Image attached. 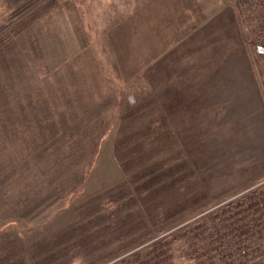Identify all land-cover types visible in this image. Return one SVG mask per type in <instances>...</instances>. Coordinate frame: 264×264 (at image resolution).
<instances>
[{
  "label": "rangeland",
  "instance_id": "rangeland-1",
  "mask_svg": "<svg viewBox=\"0 0 264 264\" xmlns=\"http://www.w3.org/2000/svg\"><path fill=\"white\" fill-rule=\"evenodd\" d=\"M260 15L254 0H0V264H205L228 224L210 211L238 213L264 175L211 194L238 174L237 135L169 81L241 60L264 84ZM238 237L220 262H238Z\"/></svg>",
  "mask_w": 264,
  "mask_h": 264
},
{
  "label": "crops",
  "instance_id": "crops-1",
  "mask_svg": "<svg viewBox=\"0 0 264 264\" xmlns=\"http://www.w3.org/2000/svg\"><path fill=\"white\" fill-rule=\"evenodd\" d=\"M227 67V66H226ZM233 67V66H232ZM244 61H238V66L223 76L200 77L197 81H189V77H173L170 79L169 99L177 94V88L172 90L171 84H185L178 87L180 94H185L183 101L189 95L188 84H196L197 98H194L192 105L200 109L208 110L210 116L216 115L217 123L214 127L210 123V130H216L219 134L227 136L233 132L237 135L238 143V174L223 178L214 184V187L207 185L211 194L222 195L238 189H245L248 185L264 175V158L252 163L248 150L264 146V137L257 134V130L264 128V84L263 77L258 76ZM228 68V67H227ZM258 71V67H257ZM187 80V81H184ZM192 80V79H191ZM187 84V85H186ZM182 101V100H181ZM179 101V102H181ZM224 107V109H221ZM228 139V138H227ZM262 164L261 167L258 165ZM237 174V175H236ZM241 193V192H240Z\"/></svg>",
  "mask_w": 264,
  "mask_h": 264
},
{
  "label": "built area",
  "instance_id": "built-area-1",
  "mask_svg": "<svg viewBox=\"0 0 264 264\" xmlns=\"http://www.w3.org/2000/svg\"><path fill=\"white\" fill-rule=\"evenodd\" d=\"M249 192H253L254 196L250 199L251 203H238V213L237 207H233L232 202L228 204L231 206L228 208L226 207L228 206L227 203L219 206V208L221 206L225 207V212L221 213L220 215L224 216L225 221L228 223H225L222 227L225 229V231H228L230 218L234 215V213L237 214L236 218H234V223H236V233L238 232V236H240L238 239H240L241 244L238 249V262H232V264H264V179L259 180L252 188L240 193L238 197L247 193L249 194ZM219 208L216 207L210 211L212 216L216 215V212L219 211ZM238 229L241 230L238 231ZM236 233L227 236L223 241L220 242H230L233 244L236 238ZM212 241H216V239H213ZM231 248L232 245L226 252L213 250L211 252L212 258H214V251H216V256L214 258L216 263L214 264H228L222 261L220 262V258L223 254L229 252ZM235 254L237 253H233L231 257V254H226V260H231ZM207 260L208 261H205V264H211L209 262V258Z\"/></svg>",
  "mask_w": 264,
  "mask_h": 264
},
{
  "label": "trees",
  "instance_id": "trees-1",
  "mask_svg": "<svg viewBox=\"0 0 264 264\" xmlns=\"http://www.w3.org/2000/svg\"><path fill=\"white\" fill-rule=\"evenodd\" d=\"M254 1L257 3L258 12L261 14L260 15L261 26L258 30H252L251 31V35H252L251 44H252V47L254 49V52L256 53V58L258 59V63L263 64L264 63V0H254ZM46 12L47 11H42V12H39L36 14L34 13L32 15V21H36L39 18H41L42 16L46 15ZM226 207L228 208L231 206L228 205ZM227 208H226V210H227ZM218 212H216V215L217 214L221 215V213H218ZM221 232L224 234V238H226L228 236L227 235L228 231H225L224 228L221 229ZM220 241L221 240H219V239H216V241H211V242L207 241V243L205 244L206 248H205V253H204L205 261H208L207 259L209 258V254L213 250H218V251H222V252L228 251V249L231 246V243L230 242H223L222 243ZM150 246L155 247V244L154 245L152 244ZM139 256H141V255H139ZM145 257L146 256L144 255V258ZM159 258L160 257H157L156 260L159 261ZM147 263H149V262H147Z\"/></svg>",
  "mask_w": 264,
  "mask_h": 264
}]
</instances>
